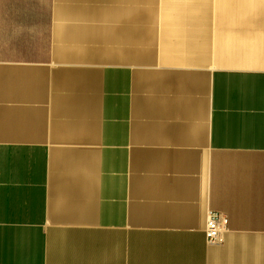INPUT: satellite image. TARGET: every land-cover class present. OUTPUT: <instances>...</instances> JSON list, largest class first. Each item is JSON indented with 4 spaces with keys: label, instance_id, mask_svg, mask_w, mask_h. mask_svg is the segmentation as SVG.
Here are the masks:
<instances>
[{
    "label": "crops",
    "instance_id": "0c3cea01",
    "mask_svg": "<svg viewBox=\"0 0 264 264\" xmlns=\"http://www.w3.org/2000/svg\"><path fill=\"white\" fill-rule=\"evenodd\" d=\"M0 264H264V0H0Z\"/></svg>",
    "mask_w": 264,
    "mask_h": 264
},
{
    "label": "built area",
    "instance_id": "2783aa9c",
    "mask_svg": "<svg viewBox=\"0 0 264 264\" xmlns=\"http://www.w3.org/2000/svg\"><path fill=\"white\" fill-rule=\"evenodd\" d=\"M227 218L222 214H208L204 230L205 238L208 243H216L220 240L222 232L225 231Z\"/></svg>",
    "mask_w": 264,
    "mask_h": 264
}]
</instances>
